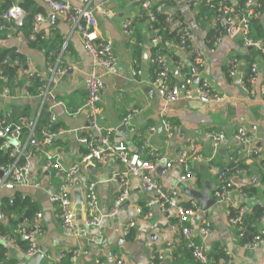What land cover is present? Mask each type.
<instances>
[{
  "label": "crops",
  "instance_id": "obj_1",
  "mask_svg": "<svg viewBox=\"0 0 264 264\" xmlns=\"http://www.w3.org/2000/svg\"><path fill=\"white\" fill-rule=\"evenodd\" d=\"M66 1L73 7L88 4L97 19V36L112 46V66L110 68L99 66L96 69V74L103 81L99 94L101 112L98 123L113 129L110 135L112 145L122 143L130 154L137 156L138 163L144 160L151 161L152 167L148 170L150 180H154L164 190L175 189L178 201L182 204H188L193 199L188 194L189 190L202 191L205 186H209L212 198V190L219 182L220 171L226 168L232 158L237 157L247 172L233 178L246 194L245 197H238L236 202L244 208L246 215L251 212L254 204L264 205L261 193V176L264 171L258 166L257 158L248 151L252 146L242 145L234 137L238 126L246 130L256 126L255 135L263 137V140L259 142L257 139L253 146L264 159V98L259 91L264 63L260 58H256L258 79L250 85L248 91H244L240 80L245 76V70L249 71V66L242 57L250 48L243 45L241 38L238 35H230L225 27L219 34L220 39L216 45H214L216 40L211 46L207 45L206 34L214 27L213 20L210 18L196 21V7L189 6L187 0L183 3L182 0H168L172 5H167L163 11L169 18H173L170 27L172 29L187 27L190 32V47L200 49L205 59L203 68L198 70L191 54L181 52L173 42H167L168 50L175 53L174 56L178 58L174 61L162 55L170 67V82L180 83L183 79L181 69H178L182 63L184 65L182 71L189 73L194 71L198 77L206 78L223 98L214 101L181 97L175 102L165 103L151 85L156 69L150 61V33L146 28L147 21L143 23L138 19L142 10L138 2ZM34 2L45 12L42 20L37 22L36 30L42 31L47 37L59 33L64 39L57 57L58 62L54 63L61 72L57 70L52 73L50 71L52 66L46 62L45 55L28 48L15 36L0 39V46L16 47L27 57L26 63L19 68L20 78L26 76L24 74L26 70L38 74L43 82L49 76H53L52 91L46 97L43 110L48 112V116L50 114L55 116L57 125H60L58 128L63 132L45 145H40L42 138L37 139L33 136L32 139L35 140L33 145L37 146L38 150L29 159L27 184L1 189L0 199L12 198L18 192L36 204L37 223L41 231L30 227L28 233L37 251L44 255L40 264H52L59 253L65 254L67 262L70 250H79L74 260L75 264H98L96 259H100L104 264H113L112 255L115 253L122 256L123 264H151L150 257L154 254L163 256L162 260H156L154 264H197L181 244L183 242L181 236L172 228L176 221L174 209L163 210L156 203H151L152 194L144 191L142 181L137 177H128V195L117 212L110 214L117 196L124 188L118 179H121L125 166L117 153H108L103 163L93 160L81 163L80 171L69 188L72 201L76 192L83 200L81 208L83 219L86 188L93 184V192L99 205L100 224L84 227L83 231L77 227L76 233L68 232L61 226L56 217V207L49 201V197L56 191L62 179L55 170L45 165V158L48 154L57 153L64 167L68 168L79 161L82 162L81 151L85 145L79 141L81 137L90 134L93 144L100 143V137L85 128L88 124L86 109L76 112L84 104L86 97L84 82L92 69V61L84 48L83 38L78 32L71 30L63 15L51 10L42 0ZM50 17L54 18L52 23ZM126 21L132 22V32L129 36L123 29ZM135 29L142 39L139 43L134 42ZM135 46L140 49L137 58L134 55ZM232 57L239 61L237 74L233 77L229 76L227 63ZM133 69L138 73L132 75ZM23 95V87L17 88L14 95H10L14 98H1L0 109L9 110L11 103L19 106L28 105L31 111V118L28 121H31L40 100L37 97L29 99ZM132 108H137L138 112L125 123V136L118 127L124 125V117ZM165 123L171 126L170 130H166ZM209 131L222 133L223 140L219 147H213L207 136ZM55 140L61 141L60 148L53 149ZM191 140L199 144L202 159L180 166L177 164L178 156L188 152ZM169 162L173 163L172 167H167ZM185 167L191 171V176L180 182ZM200 206L199 204V209ZM202 219L210 221V231L207 235L199 232ZM188 224L194 230L195 241L205 247L209 257L216 260V264H264V244L252 249L246 248L242 239L237 236L235 227L230 224L223 206L214 204L207 210L196 213L189 218ZM257 228L258 230L264 228V221H261V218ZM6 250L9 259L14 261L13 264H27L28 258L22 256L14 247L8 245Z\"/></svg>",
  "mask_w": 264,
  "mask_h": 264
},
{
  "label": "built area",
  "instance_id": "obj_2",
  "mask_svg": "<svg viewBox=\"0 0 264 264\" xmlns=\"http://www.w3.org/2000/svg\"><path fill=\"white\" fill-rule=\"evenodd\" d=\"M12 4L9 8L0 13V21L11 29V33L7 35L9 37H16L18 40L23 41L20 34H15L16 30L20 28L23 24L24 18L26 16L25 10L16 4L17 0H12ZM47 7H49L54 12L63 15L69 23L72 31L78 32L84 41V48L88 53L92 61V69L86 76L85 79V91L86 97L82 107L78 108L76 112L81 109H86L88 124L85 127L90 129L92 132L100 137L99 145L93 144L91 141L90 134L79 139L85 147L88 149V153L83 155L81 158L82 162L75 163L68 168H65L62 164L61 158L57 153L46 155L45 165L50 169L56 171V173L61 177V183L57 187L56 191L53 192L49 201L53 203L56 207V217L59 219L61 226L68 232L76 233V214L74 203L71 200L69 188L72 181L80 171V164L86 160H91L92 158L96 162L103 163L106 159L108 153H117L121 163L125 166V171L121 176V183L123 185V190L117 196L115 203L113 205L111 215L115 214L126 199L128 195V177H137L142 181L143 189L147 193H151L153 201L151 203H156L161 209L173 208L176 216V221L172 225V228L177 231L181 236V244L189 252L193 260L197 264H216L208 255L205 247L196 242L194 238V230L188 224L189 218L200 211L199 203L191 199L188 205L182 204L178 201L177 191L175 189L164 190L159 184L155 183L154 180H150L148 176V170L152 167L151 161L144 160L138 163V158L136 155H132L126 149L122 143H117V145H112L110 141V135L113 131L112 128L103 127L98 123V117L101 112V107L99 104V94L103 87L102 78L96 74V69L99 66L110 68L113 64L112 46L109 42L101 39L97 36L96 27L97 19L93 14V9L88 6V4L82 7H73L71 3L66 0H42ZM139 7L148 13L149 20H153V16L149 11L151 4L154 0H136ZM213 0H187L189 6L197 7L201 2H206L209 4L210 9L215 11L217 15L213 19V26L218 29V33L228 26L229 34L232 36H239L245 47H263V43L260 41H253L249 37V20L252 16H257L259 13L252 11L251 8L255 6V0H248L246 2L248 11L243 13V9L239 6V0H218L216 4L211 3ZM42 20V16H36L37 22ZM131 21H126L123 24L124 33L130 35L132 32ZM36 29V26H35ZM155 35L151 39L152 44H156L159 40L157 30H154ZM220 37L216 39L214 45L219 41ZM24 42V41H23ZM178 49L181 52H186L187 50L193 56L192 58L195 67L200 70L204 66L205 59L203 53L200 49L190 47V32L187 27H184L181 31ZM264 53V48L262 49ZM151 63L155 64L156 71L151 85L156 89L157 94L165 103L175 102L177 99L184 97L187 99L191 98H203L208 100L220 101L223 97L215 91L214 87L207 81L204 77H198L194 74L182 71L184 65L179 64L178 69H181L182 80L181 82H170L169 71L170 67L165 61L164 57L160 54H156L150 58ZM58 62V58L56 60ZM229 65V76L233 77L237 74L238 59L232 57L227 61ZM52 73L57 71L56 64L51 67ZM64 71V69H61ZM61 72L60 70H58ZM51 73V74H52ZM138 71L133 69L132 75L137 74ZM26 77L30 78L32 76L40 77L38 74L25 71ZM258 66L256 62L249 65L248 77L240 80L241 88L244 91H248L251 84H254L258 79ZM52 75L45 79L44 83L38 89L36 96L27 92L23 88V97L26 98H36L40 100L38 103V108L34 117L31 119V124L29 125V134L25 140L21 138V128L20 124L27 123L26 118L20 119V123L11 125L7 123L2 126V119H0V137H3L0 143V151L8 152L11 158L8 162H0V190L6 187L23 186L27 184V173L29 171V159L37 152V148L30 147L32 143V138H34V128L40 118V114L44 109V104L47 95L51 94V81ZM194 77H197V83H194ZM264 78L261 79L260 85V95H264ZM28 85V81H26ZM0 98H14V96L8 95L6 89L0 92ZM61 104V103H59ZM138 112L137 108H132L128 112L126 117H124V125L127 123L128 119ZM49 126L56 123L55 116L50 114L49 116ZM166 130H170L171 126L165 123ZM257 130L256 126H251L249 130L243 127H237L235 130L234 137L242 145L252 148L248 150L252 155H254L258 160V166L264 171V159L261 158L259 150L253 145L258 139L262 141L263 137H257L255 135ZM62 129H58L56 132H43V137L40 145H45L56 135L62 133ZM208 138L212 141L213 147H219L223 140V135L218 131L207 132ZM13 140L14 142L10 141ZM188 152L179 154L177 164L184 166L189 162H196L202 159L200 153L199 144L195 140H191L188 144ZM233 166L231 168H225L219 173V182L216 187L212 190V198L214 199V204L221 205L224 208L225 214L230 222V224L235 227L237 231V236L242 239L243 232L246 225L244 224L243 218H245L244 208L236 202L238 197H245V192L235 183L234 177L242 176L246 174L244 167L235 168L240 162L239 158H232L230 161ZM173 163H167V167H172ZM191 176V171L188 167H185L184 173L180 176V182L186 180ZM87 197L84 201L85 216L82 219V224L84 227L89 228L93 226H98L101 222V217L99 214V205L96 196L93 192V184H89L86 188ZM262 196L264 198V185H262ZM37 215V213H36ZM35 217L29 222L30 227L41 231L37 221L38 217ZM8 219L6 215L0 213V224L7 225ZM261 221H264V215L261 217ZM26 220L20 222L17 225L18 232L25 236L29 240L28 247L23 249L19 243L16 236H12L10 233H3L0 229V243L5 247L2 253V259H0V264H10L7 262L9 260V255L6 250L7 246L14 247L22 256L31 257L37 252V247L33 240L30 239V234L26 230ZM132 225V224H131ZM210 231V221L207 219H202L199 226V232L203 235H207ZM264 244V228L257 230V233L249 240L243 242L246 248H256ZM79 253V250H70L69 258L66 262L65 254L59 253L57 258L52 262V264H75V257ZM163 256L154 254L150 257L151 264H154L156 260H162ZM6 260V262H4ZM96 263L104 264L100 259H96ZM113 264H123L122 256L119 253L112 255Z\"/></svg>",
  "mask_w": 264,
  "mask_h": 264
},
{
  "label": "trees",
  "instance_id": "obj_3",
  "mask_svg": "<svg viewBox=\"0 0 264 264\" xmlns=\"http://www.w3.org/2000/svg\"><path fill=\"white\" fill-rule=\"evenodd\" d=\"M247 1L248 0H239V6L244 10L243 13H246L248 11L246 5ZM12 2V0H0V13L6 11L12 4ZM217 2L218 0H213L211 3L216 4ZM167 5H172V2L168 0H154L148 11L152 14L153 20H149L148 13L144 10L140 11L138 19L140 20V22L143 23L147 21L146 28L147 31L150 33L149 52L151 54V57L156 54H164V56H168L169 59L177 61L178 58L174 56L175 53L168 50L166 43L173 42L176 46H178L181 31L185 26H180L173 29L170 27V22L173 20V18H169L167 13L163 11ZM20 6L25 10L26 16L24 18L23 24L20 26V28L16 30L15 34H20L22 40L24 41V44L28 48L42 52L43 55H45L46 57V62L53 66L57 60V57L59 56L60 48L63 45V37L59 33H55L53 36L47 37L42 31H37L35 29L36 16H43L45 15V12L41 6L34 2V0H22ZM251 10L255 11L256 13H259V15L252 16L250 18L248 34L253 41L262 42L263 47H252L248 50V53L242 57L248 66L251 63L256 62V58H260L264 63V53L262 52V49L264 48V0H255V6L253 5ZM216 15L217 13L210 9L209 4H207L206 2H201L196 7L195 20H207L210 18L211 20H213ZM154 30H157L156 34L159 37V40L156 44H152L150 42L153 36L155 35ZM217 30L218 29H215L214 27L209 29L206 34L207 45L211 46L212 42L218 38L220 33H218ZM10 33L11 29L8 27V25H5L3 22L0 21V39H6L7 35ZM133 37L135 39V43H139L142 41L137 29L134 30ZM186 52L189 53L188 50ZM134 55L136 58L140 55V49L137 46H135ZM26 61L27 57L23 53H21L18 48L0 46V92L6 89L8 95L10 96L14 95L17 88L21 87H23L27 92L31 94H35L38 91V89L44 83L39 77H19V68L22 67L26 63ZM59 65L63 66V64L61 63H59ZM152 65L156 69L155 64L152 63ZM245 72L246 73L243 77V80L245 79L246 81L248 77L247 69L245 70ZM262 74L264 78V69L262 71ZM172 79L174 80L175 78L172 77ZM26 81H28V85H26ZM9 107V110L6 111L0 109V119H2L3 121L2 126L6 125L7 123L15 125L20 123V119L22 118H26L27 120L31 118V111H29L28 105L19 106L14 103H11ZM48 115L49 114L46 110H43L40 114V118L34 128V136L37 139L43 137V131L53 133L59 129L58 126L60 125H57V123L49 126ZM20 128L21 138L25 140L29 134V126L27 125V123H23L20 124ZM2 140L3 137H0V143L2 142ZM61 145V141L55 140L53 144L54 148H52L57 149L60 148ZM29 146L34 148L37 147L33 144ZM83 148L84 149L81 152H83L82 155H85L88 153V149L85 146ZM10 159L11 158L9 157L8 152L0 151V162H8L10 161ZM232 166L233 164L230 162L226 166V168H231ZM239 167H243V164L241 162H239L238 165H235L236 169ZM261 184L264 185V173L261 176ZM36 212V204L31 201L27 196L23 197L18 192L15 193L14 197L12 198L2 197L0 199V213L6 215L7 217H9V219L7 225L3 226L0 224V229L2 230L1 232H8L12 236H16L19 245L23 249L27 248L29 240L18 232L17 225L22 222V220L23 222L26 220V224H28L26 226V230L29 231V222L35 217ZM263 215L264 205L260 203L254 204L251 209V212L246 215L245 218H243L246 227L243 232L242 242L251 239L257 233V223ZM4 250V245L0 243V259L3 258L2 253L4 252ZM221 256L223 255L221 254ZM212 260L216 263V260ZM4 262H6V260ZM7 262L13 264L14 261L9 259L7 260Z\"/></svg>",
  "mask_w": 264,
  "mask_h": 264
},
{
  "label": "water",
  "instance_id": "obj_4",
  "mask_svg": "<svg viewBox=\"0 0 264 264\" xmlns=\"http://www.w3.org/2000/svg\"><path fill=\"white\" fill-rule=\"evenodd\" d=\"M22 0H17L16 4H19ZM51 23L54 21V18L50 17ZM228 31V26H226V32ZM26 69V67H24ZM194 83H197V77H194ZM28 124H31V121H28ZM118 130L126 136L125 134V125H120L118 127ZM33 143H35V140L32 139ZM11 142H14L13 140L10 139ZM78 145V142L76 143ZM91 160L94 161L92 158ZM120 180V179H118ZM188 194L191 198L196 200L201 206H200V213L204 210H207L211 206L214 205V199L210 198V188L209 186H205V188L202 191H196V190H189ZM74 204H75V214H76V224L79 230L83 231L84 226L82 224V216H81V208H82V203L83 200L80 197L79 193H75V198H74ZM246 216V213H245ZM43 253L40 251H37L33 256L29 257L27 259V264H40L42 258H43Z\"/></svg>",
  "mask_w": 264,
  "mask_h": 264
},
{
  "label": "rangeland",
  "instance_id": "obj_5",
  "mask_svg": "<svg viewBox=\"0 0 264 264\" xmlns=\"http://www.w3.org/2000/svg\"><path fill=\"white\" fill-rule=\"evenodd\" d=\"M185 0H182V3L184 2Z\"/></svg>",
  "mask_w": 264,
  "mask_h": 264
},
{
  "label": "bare ground",
  "instance_id": "obj_6",
  "mask_svg": "<svg viewBox=\"0 0 264 264\" xmlns=\"http://www.w3.org/2000/svg\"><path fill=\"white\" fill-rule=\"evenodd\" d=\"M27 258H29V257H27Z\"/></svg>",
  "mask_w": 264,
  "mask_h": 264
}]
</instances>
